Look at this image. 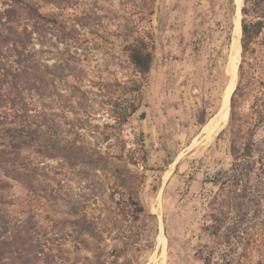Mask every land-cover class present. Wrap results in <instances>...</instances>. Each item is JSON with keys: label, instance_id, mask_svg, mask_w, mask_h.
<instances>
[{"label": "rangeland", "instance_id": "1", "mask_svg": "<svg viewBox=\"0 0 264 264\" xmlns=\"http://www.w3.org/2000/svg\"><path fill=\"white\" fill-rule=\"evenodd\" d=\"M241 6L234 0H0V23L25 28L30 40L26 51L7 41L0 73L9 82L27 80L30 113L43 108L60 123L57 134L41 126L36 135L0 125V264H202L192 259L201 179L229 164V117L202 141L230 78L233 19L240 20ZM142 37L156 46L145 77L124 50ZM254 48L244 57L240 51L230 99L242 62L244 83L253 84L236 90V117L263 147L264 31ZM134 84L138 92L130 91ZM126 98L139 107L121 124L116 115ZM14 112L9 109L11 118ZM58 140L83 147L87 156L69 162L51 149ZM129 188L147 213L136 222L117 221L116 201ZM81 214L95 224L86 225ZM242 264H264V256L252 254Z\"/></svg>", "mask_w": 264, "mask_h": 264}, {"label": "trees", "instance_id": "2", "mask_svg": "<svg viewBox=\"0 0 264 264\" xmlns=\"http://www.w3.org/2000/svg\"><path fill=\"white\" fill-rule=\"evenodd\" d=\"M21 6L31 13H37L36 8L28 2L21 1ZM0 25V53L7 41L24 51L28 50L30 40L25 28L13 29L10 24L5 23ZM240 25L241 53L244 57L248 51L255 49L254 44L264 31V0H243ZM124 50L134 69L142 77L147 76L154 65L156 46L142 37L127 44ZM243 77L244 67L241 62L238 85L230 99L226 127L230 142L229 164L215 170L209 169L201 179L198 200L201 221L197 242L192 246V259L202 264H242L252 254H257L259 258L264 256V240L259 239L264 238V146H257L254 136L245 128V122L236 117V90L242 86L250 88L253 84L250 78L244 83ZM26 85L27 80L23 78L9 82L0 73V125L11 123L20 135H36L41 126L54 130L53 134H57L60 123L49 119L43 108L30 113L32 108H29L23 91ZM140 89L138 84H134L130 91L138 92ZM127 100L121 112L116 115L121 124L139 107L126 98ZM12 108H15V112L11 118L9 109ZM256 113L260 114V111ZM144 116V113L140 114L141 119ZM51 149L59 151L71 163L87 156L83 147L68 145L63 140L54 142ZM18 174L10 175L14 178ZM119 177L125 176L120 174ZM125 179L132 180L130 176ZM116 205L121 209L117 212V221L136 222L147 213L133 195L132 188L127 193L120 191ZM79 220L90 227L95 224L86 214H81Z\"/></svg>", "mask_w": 264, "mask_h": 264}, {"label": "bare ground", "instance_id": "3", "mask_svg": "<svg viewBox=\"0 0 264 264\" xmlns=\"http://www.w3.org/2000/svg\"><path fill=\"white\" fill-rule=\"evenodd\" d=\"M234 2L236 4V7L239 10L240 6L242 5L241 4L242 0H234ZM233 24H234L233 47L231 49V54H230L229 61L227 64V71L230 74V78L224 88L219 111L217 115L214 116V118L210 120V122L207 124V133L204 135L205 138L203 139L202 143L210 140L214 134L216 135V133L224 126V124L226 125V122L229 117V99H230L231 92L235 86V78H236V73H237L238 60H239L240 51H241V44H240L241 25H240V20L238 18V15L236 14L233 19ZM157 241L158 242L156 245L158 248H160V254L163 257L164 252H165L164 251V247H165L164 238L159 236V240Z\"/></svg>", "mask_w": 264, "mask_h": 264}, {"label": "water", "instance_id": "4", "mask_svg": "<svg viewBox=\"0 0 264 264\" xmlns=\"http://www.w3.org/2000/svg\"><path fill=\"white\" fill-rule=\"evenodd\" d=\"M242 4H243V2H242Z\"/></svg>", "mask_w": 264, "mask_h": 264}]
</instances>
